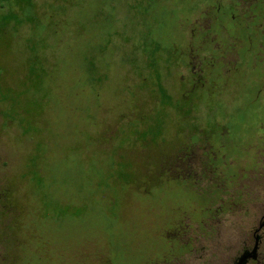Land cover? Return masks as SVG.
<instances>
[{
    "label": "rangeland",
    "instance_id": "obj_1",
    "mask_svg": "<svg viewBox=\"0 0 264 264\" xmlns=\"http://www.w3.org/2000/svg\"><path fill=\"white\" fill-rule=\"evenodd\" d=\"M0 197V264L228 262L264 213V0H0Z\"/></svg>",
    "mask_w": 264,
    "mask_h": 264
},
{
    "label": "flooded vegetation",
    "instance_id": "obj_2",
    "mask_svg": "<svg viewBox=\"0 0 264 264\" xmlns=\"http://www.w3.org/2000/svg\"><path fill=\"white\" fill-rule=\"evenodd\" d=\"M222 7L219 8L218 12L221 11ZM233 18L234 21V16H231L230 19ZM232 20V19H231ZM200 32L202 33V35L204 37H209V40L211 43V47L214 43V40L211 38L212 35L216 36L215 34L212 33V19H211V23L208 27L205 28H199ZM194 31L193 30V36H194ZM217 37V36H216ZM217 39V38H216ZM215 51V50H214ZM195 51L194 49H192V47H189L188 50V57L193 54ZM195 54V53H194ZM188 59V58H187ZM203 69H202V64L200 62V66H199V72L193 70V86H192V90L198 88V85H200V82L203 79ZM201 86V85H200ZM164 90V93L166 94V96L170 99H172V96L167 92V90L162 87ZM192 90H190L189 92H191ZM189 92L183 94V99H189ZM200 132V131H198ZM226 133V132H225ZM225 133H221V135H225ZM186 151L183 152H178L181 153L179 154L180 156H177V165H179V167L183 168H187L192 161L194 160H198V164L201 166V173L199 175V177L202 179V175L206 173V159L201 157H194L191 149L193 148H185ZM198 149L200 150V146L198 147ZM201 155V154H200ZM217 156L215 155L213 157V159H216ZM212 159V160H213ZM221 159L225 160L224 164L228 165H233L234 161H237L238 159L232 158V157H228L226 159L225 155L221 156ZM177 177H184V178H191L193 179V181L197 182L196 180H194V178L192 177L191 172H189L186 176H181L180 174L177 175ZM2 197V196H1ZM0 197V198H1ZM239 239V238H238ZM242 242L239 244L237 242L236 245V251L235 253L232 254L231 258L229 259L228 262L223 263V264H264V213L260 215V217L258 218V220L256 222H254L251 226L248 227L247 232H245L242 235ZM150 264H154V262L150 263Z\"/></svg>",
    "mask_w": 264,
    "mask_h": 264
},
{
    "label": "trees",
    "instance_id": "obj_3",
    "mask_svg": "<svg viewBox=\"0 0 264 264\" xmlns=\"http://www.w3.org/2000/svg\"><path fill=\"white\" fill-rule=\"evenodd\" d=\"M235 21V20H234Z\"/></svg>",
    "mask_w": 264,
    "mask_h": 264
}]
</instances>
